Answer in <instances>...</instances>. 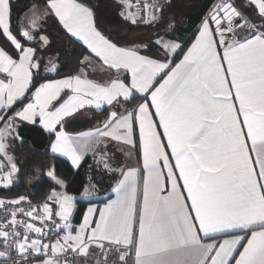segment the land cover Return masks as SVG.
Returning a JSON list of instances; mask_svg holds the SVG:
<instances>
[{
  "label": "snow or ice",
  "instance_id": "6c2138e0",
  "mask_svg": "<svg viewBox=\"0 0 264 264\" xmlns=\"http://www.w3.org/2000/svg\"><path fill=\"white\" fill-rule=\"evenodd\" d=\"M114 2L154 35L121 43L92 0H0V264H264V0H211L191 29L181 0ZM61 34L83 49L64 75L49 55ZM27 127L53 161L90 157L114 198L74 224L55 163L37 202L8 195Z\"/></svg>",
  "mask_w": 264,
  "mask_h": 264
},
{
  "label": "trees",
  "instance_id": "16d2710c",
  "mask_svg": "<svg viewBox=\"0 0 264 264\" xmlns=\"http://www.w3.org/2000/svg\"><path fill=\"white\" fill-rule=\"evenodd\" d=\"M29 0H20L19 7H23ZM211 0H199L187 15V27L191 29L198 23L199 18L207 10ZM103 27V25H102ZM108 34L109 30L103 27ZM53 33V32H52ZM111 34V32H109ZM54 35L56 33H53ZM62 41V43L60 42ZM56 47L50 54L59 53L61 59L59 64L63 71L61 75L77 70V59L83 51L78 42L74 43L67 39L62 34L59 41H54ZM156 51L153 48L152 52ZM57 78V77H55ZM103 115L104 113L101 112ZM93 118L82 116L80 120L76 121L69 127L70 131H79L90 128L93 124ZM25 143L21 146L13 144V151L16 154V159L21 167L20 182L15 186L14 190L8 195L15 196L17 194L28 196L34 203L37 202L44 191L47 190L48 185L45 182L37 180V176L47 171L51 163H55L56 172L68 182L67 191L70 194H80L88 182L87 163L91 159H86L79 170L73 169L70 162L63 158H57L55 161L51 159L48 152L49 138L39 127H27L22 129ZM31 180V183H29ZM92 202L89 200H77L76 220L79 221L83 216L88 204Z\"/></svg>",
  "mask_w": 264,
  "mask_h": 264
},
{
  "label": "crops",
  "instance_id": "0c3cea01",
  "mask_svg": "<svg viewBox=\"0 0 264 264\" xmlns=\"http://www.w3.org/2000/svg\"><path fill=\"white\" fill-rule=\"evenodd\" d=\"M198 2L199 0H181V3H182L181 20L184 24L185 29L187 27V15L189 11L191 10V8ZM92 3L99 4L100 6L98 18H99L101 27L103 25V27L109 30V32H111L112 30L115 31L116 34H111V35L114 38L119 39L121 43H128L129 41H133V40H135L136 42H139L140 40H147V37L149 35H154V33L149 32L143 27L139 29L130 30V27L128 25V29L123 28V26L126 25V23L119 17L118 7L116 3L114 2V0H92ZM105 8H108L111 10H108ZM181 31L183 32L184 29H181ZM109 32L108 34H110ZM120 35H123L122 39L119 38ZM135 35H143V36H135ZM151 54H155V51L152 52ZM89 72H90V78H94L98 80L106 79V74L103 71L91 72V70H89ZM85 116L93 118L92 120L93 124L91 127H93L94 125H96L97 123L105 119V114L102 115L101 112L99 111L89 113L88 115H85ZM86 159H91V158L89 157ZM132 163L135 164V160H133ZM90 165H93L92 159L89 160V162L87 163V167H86L88 171V176H89L86 187H90L93 184L97 185L96 191L99 193V195L91 197V198H85L82 196V193L77 194V195L70 194V193L69 194L77 198L76 203H77V200H89V201L92 200V202L88 204L87 208L89 206L102 207L103 203H105L107 199L114 198L113 194L110 192V186L112 185L113 181L108 176L99 172L96 169L95 165H93L92 167H90ZM75 217H76V212L74 214L73 223L78 225L82 217L79 221H77Z\"/></svg>",
  "mask_w": 264,
  "mask_h": 264
},
{
  "label": "rangeland",
  "instance_id": "374dc122",
  "mask_svg": "<svg viewBox=\"0 0 264 264\" xmlns=\"http://www.w3.org/2000/svg\"><path fill=\"white\" fill-rule=\"evenodd\" d=\"M105 9H108V8H105ZM108 10H111V9H108ZM123 28H127L128 29V25L126 24V25H124L123 26ZM51 31L53 32V33H57V29L55 28V27H53L52 29H51ZM111 34H116L115 33V31H111ZM131 36V35H130ZM134 36V35H133ZM135 36H143V35H135ZM122 37H123V35H120V39H122ZM49 55H55V54H49ZM59 62V61H58ZM9 151H13V144L11 145V147H10V149H9Z\"/></svg>",
  "mask_w": 264,
  "mask_h": 264
}]
</instances>
